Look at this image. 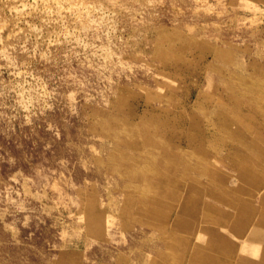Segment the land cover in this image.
Instances as JSON below:
<instances>
[{
  "label": "rangeland",
  "instance_id": "374dc122",
  "mask_svg": "<svg viewBox=\"0 0 264 264\" xmlns=\"http://www.w3.org/2000/svg\"><path fill=\"white\" fill-rule=\"evenodd\" d=\"M0 264H264V0H0Z\"/></svg>",
  "mask_w": 264,
  "mask_h": 264
},
{
  "label": "bare ground",
  "instance_id": "6f19581e",
  "mask_svg": "<svg viewBox=\"0 0 264 264\" xmlns=\"http://www.w3.org/2000/svg\"><path fill=\"white\" fill-rule=\"evenodd\" d=\"M96 219V218H95ZM89 224H91L93 227H95L94 225H96V222H95V220H94V218L93 219H91L90 221H89ZM102 225V224H101ZM89 229V228H88ZM257 249V248H256Z\"/></svg>",
  "mask_w": 264,
  "mask_h": 264
}]
</instances>
